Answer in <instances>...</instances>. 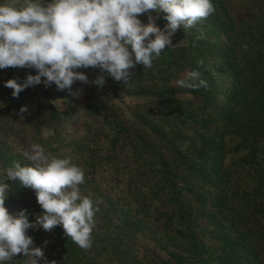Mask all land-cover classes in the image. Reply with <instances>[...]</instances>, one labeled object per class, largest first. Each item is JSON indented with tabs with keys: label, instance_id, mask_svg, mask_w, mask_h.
<instances>
[{
	"label": "trees",
	"instance_id": "16d2710c",
	"mask_svg": "<svg viewBox=\"0 0 264 264\" xmlns=\"http://www.w3.org/2000/svg\"><path fill=\"white\" fill-rule=\"evenodd\" d=\"M212 3L216 10L200 22L207 27V30L197 31L202 33L201 36L190 33V29L185 31L182 27L179 28L171 37L172 47L164 50L153 62L152 68L145 69L137 65L128 85L115 81L99 68L75 69L88 77L89 83L85 84L88 90L98 89L91 82L102 75L105 78L103 87L118 89L130 96H141L146 101V115L155 120H129L120 117L115 106L104 102L99 96L85 98L81 107L91 116H101L115 139L142 152L145 164L141 167L145 172L146 169L154 168L160 177L168 179L172 169L171 159L175 158L187 169L197 172L196 184L201 187L209 186V211L205 215L214 228L212 236L216 242L215 249L220 264H264V21L249 30L248 50L244 56H240L239 41L225 5L222 0H212ZM165 15L163 11L149 10L148 13L140 14L138 19L146 25L151 17L163 31L168 23L164 19ZM211 33L222 36L224 41L216 40L211 43L206 39ZM212 58L226 75L228 83L224 84L225 88L217 85L210 75L208 62ZM201 59L203 65L197 69V62ZM194 69L201 72L202 79L209 85L208 89L179 90L170 86L182 72ZM3 70L8 72V80L23 82L24 78L17 72V68ZM2 81L0 78V172H5L13 161L20 162L21 166L30 164L28 160L25 162L22 155L12 154L2 142L14 125L19 124V127H28L30 130L32 128V136L39 137L41 127L47 123L58 133L57 128L69 115L65 111L59 112L51 103L52 99L61 97L54 84L45 88L42 83L41 92L35 100L36 110L20 113L21 106L32 97L28 95V91L33 87L26 88L14 98L12 89L5 87V82ZM179 92L191 97L186 100L179 98ZM157 122H161L160 125L173 124L175 127L190 122L199 128L192 132L189 129V134L186 135H181L180 128H176L173 129V134L164 132ZM177 139L181 140L180 143H186L183 148L177 144ZM41 141L47 142L43 139ZM139 169L140 166L134 169L132 178H139ZM7 181L11 194L5 201V207L10 213L13 205L18 202L21 205L19 210H26L28 220L34 222L35 216L42 211L36 195L29 188L22 187L18 181ZM147 181L149 182L148 179ZM195 182H188L185 192L200 196L192 188ZM149 193L151 194V190ZM168 199L175 200V193ZM143 207L142 204L123 213L133 215L137 221L140 220L139 213L145 211L142 210ZM178 212H181V208ZM157 214V211L154 212L155 218L158 217ZM176 214L177 208H171L164 222L158 223L162 234L168 235L166 240L175 241L173 238L178 230H171V227L174 226ZM189 216L192 218L190 214ZM122 221V229L125 231L139 228L128 217ZM177 225H180L179 221ZM171 231L173 234L169 235ZM55 234L66 254L67 261L62 264H100L88 261L84 250L64 232L56 231ZM183 235L193 250L204 253L193 236ZM28 236L32 237L34 246L44 242L36 232ZM174 243L172 244L175 245ZM168 254L171 259L180 261L178 254Z\"/></svg>",
	"mask_w": 264,
	"mask_h": 264
},
{
	"label": "clouds",
	"instance_id": "9594fccd",
	"mask_svg": "<svg viewBox=\"0 0 264 264\" xmlns=\"http://www.w3.org/2000/svg\"><path fill=\"white\" fill-rule=\"evenodd\" d=\"M149 10L166 14L163 31L151 17L146 25L138 19ZM215 10L212 0H6L0 4V69H35L36 75H27L20 83L9 79L5 87L12 89L14 98L41 83L77 96L80 90L73 92L72 85L89 83L85 74L75 71L81 67L99 68L128 85L137 65L152 68L164 50L172 47L171 37L179 28H194ZM241 47L248 50L246 44ZM202 65L201 59L197 69ZM91 83L102 88L105 78L98 76ZM176 83L194 91L209 87L195 69ZM27 111L26 106L19 109ZM22 155L30 164L13 161L4 174L34 190L42 211L31 223L26 210L11 215L5 207L10 186L0 181V264L17 255L28 257L29 264L44 258L42 248L26 235L30 228L51 232L61 225L79 248L89 250L100 209L90 196L81 195L84 170L70 158L52 156L38 143Z\"/></svg>",
	"mask_w": 264,
	"mask_h": 264
},
{
	"label": "rangeland",
	"instance_id": "374dc122",
	"mask_svg": "<svg viewBox=\"0 0 264 264\" xmlns=\"http://www.w3.org/2000/svg\"><path fill=\"white\" fill-rule=\"evenodd\" d=\"M5 2L6 0H0V4ZM222 2L234 24L236 38L239 41V55L244 56L247 51L243 50L241 45L248 46L249 30L264 21V0H222ZM201 29L207 30V27L203 23H198L189 32L201 36V32L197 33ZM206 39L211 43L216 40L224 41L222 36H216L213 33L207 35ZM208 65L215 83L225 88L224 84H227L228 80L218 63L212 58ZM17 72L22 74L24 79L27 75H36L35 69L17 68ZM186 73V71L182 72L170 83V86L179 90L185 89L179 87L176 81L185 78ZM0 78L2 82H6L8 72L0 69ZM39 85L28 91V95L32 97L24 104L28 109L27 112H34L37 108L36 96L43 87L42 83ZM72 90L73 92L80 91L77 96L60 91L58 94L61 97L51 100L52 105L59 112L65 111L69 115L57 128L58 133H55L56 129L47 123L41 127L39 137H35L32 136V128L30 130L28 127L23 128L16 124L14 125L16 128L14 127L5 134L2 142L12 154L20 155L30 150L33 143H38L52 156L70 158L74 164L84 170L85 183L79 186L81 195L90 196L100 209L95 216L96 227L92 233V247L84 250L86 259L100 264H220L217 259L218 252L215 249L216 242L212 236L214 228L209 224L205 215L209 211V186L201 187L196 184L197 172L187 169L176 158L171 159L172 169L168 179L165 176L160 177L154 168L146 169L145 172V169L141 167L145 164L142 152L120 139H115L110 129L103 123L101 116H91L81 107L85 98L99 96L104 102L113 104L120 117L129 120L145 119L148 121L150 119L153 121L155 120L153 117L149 118L146 115V101H143L141 96H130L124 91L108 86L88 90L85 83L75 82ZM177 96L185 100L191 97L182 92H179ZM156 124L160 125L161 122ZM160 126L164 132L173 134H175L173 129L180 128L181 135L189 134V129L192 132L199 128L190 122L180 127H175L173 124ZM49 131L51 135L48 134ZM41 139L47 142L43 143ZM177 140L179 142L177 144L183 148L186 143H180L181 140ZM139 166L138 172L141 175L137 179L132 178L131 176L135 173L134 169ZM4 173V171L0 172V181L4 179V182L8 184ZM190 181H196L192 188L199 192L200 196L188 195L185 192ZM29 190L36 195L34 190L30 188ZM172 193H175V200L168 199ZM10 194L11 191L8 192V196ZM142 204L144 206L142 210L145 211L139 213L140 220L136 221L133 215L123 213L127 209L140 207ZM20 207L21 205L16 202L10 214L16 216L20 212ZM171 208H177V218H174V226L171 227V230L173 228L178 230L173 238L175 241L166 240L168 235H163L158 226V223L164 222ZM179 208H181L180 213ZM156 211L158 212L157 218L153 215ZM127 217L139 228L126 229V231L122 229V220ZM178 221L180 225H177ZM29 222L32 221L29 220ZM56 231L64 232L61 225H57L51 232H45L39 227L35 230L31 228L26 230V235L36 232L44 242H48L35 246L42 248L44 253V258L38 260L37 264H51L53 261L55 264H62L67 261L66 254L62 251V245L55 234ZM170 234L173 232L171 231ZM183 234L193 236L194 241L202 246L204 253L193 250ZM173 242L175 245L172 244ZM118 250L121 252H117ZM168 252L178 254L180 261L171 259ZM5 264H29V258L17 255Z\"/></svg>",
	"mask_w": 264,
	"mask_h": 264
}]
</instances>
